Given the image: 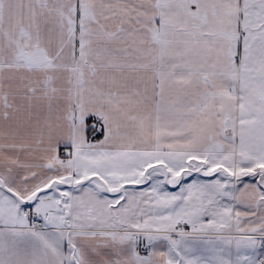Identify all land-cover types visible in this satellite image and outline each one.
Segmentation results:
<instances>
[{
    "label": "snow or ice",
    "instance_id": "obj_1",
    "mask_svg": "<svg viewBox=\"0 0 264 264\" xmlns=\"http://www.w3.org/2000/svg\"><path fill=\"white\" fill-rule=\"evenodd\" d=\"M0 264H264V0H0Z\"/></svg>",
    "mask_w": 264,
    "mask_h": 264
}]
</instances>
